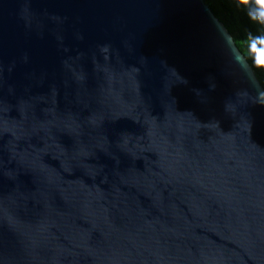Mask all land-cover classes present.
<instances>
[{
  "label": "water",
  "instance_id": "water-1",
  "mask_svg": "<svg viewBox=\"0 0 264 264\" xmlns=\"http://www.w3.org/2000/svg\"><path fill=\"white\" fill-rule=\"evenodd\" d=\"M0 264H264V90L203 0H0Z\"/></svg>",
  "mask_w": 264,
  "mask_h": 264
},
{
  "label": "trees",
  "instance_id": "trees-1",
  "mask_svg": "<svg viewBox=\"0 0 264 264\" xmlns=\"http://www.w3.org/2000/svg\"><path fill=\"white\" fill-rule=\"evenodd\" d=\"M264 90V0H203Z\"/></svg>",
  "mask_w": 264,
  "mask_h": 264
}]
</instances>
